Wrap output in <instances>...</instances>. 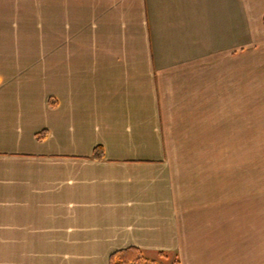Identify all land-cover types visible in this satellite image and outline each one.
Instances as JSON below:
<instances>
[{
  "label": "crops",
  "instance_id": "1",
  "mask_svg": "<svg viewBox=\"0 0 264 264\" xmlns=\"http://www.w3.org/2000/svg\"><path fill=\"white\" fill-rule=\"evenodd\" d=\"M263 51L264 0H0V264H226L186 148L246 143Z\"/></svg>",
  "mask_w": 264,
  "mask_h": 264
},
{
  "label": "rangeland",
  "instance_id": "2",
  "mask_svg": "<svg viewBox=\"0 0 264 264\" xmlns=\"http://www.w3.org/2000/svg\"><path fill=\"white\" fill-rule=\"evenodd\" d=\"M246 58L253 65L255 52L248 50ZM251 72L247 73L246 143L186 148L195 157L190 164L204 167L208 176H212L198 181L199 186H208L206 191L211 188L214 191L197 195L198 204L207 205V214L211 213V205L220 206L221 199V205L227 207L224 213L228 214L230 232L229 251H224L226 264H264V97L254 96L253 84L248 85L254 81ZM155 258L164 264H179L173 256Z\"/></svg>",
  "mask_w": 264,
  "mask_h": 264
},
{
  "label": "trees",
  "instance_id": "3",
  "mask_svg": "<svg viewBox=\"0 0 264 264\" xmlns=\"http://www.w3.org/2000/svg\"><path fill=\"white\" fill-rule=\"evenodd\" d=\"M46 136V132L42 131L37 134V139L42 140ZM104 150L98 146L94 150L95 157H103ZM110 264H164L161 261L149 260L144 257L140 250L137 248H127L120 251H116L110 255Z\"/></svg>",
  "mask_w": 264,
  "mask_h": 264
}]
</instances>
